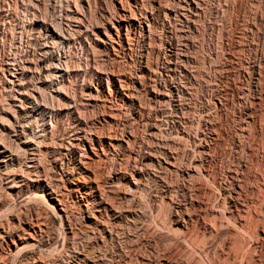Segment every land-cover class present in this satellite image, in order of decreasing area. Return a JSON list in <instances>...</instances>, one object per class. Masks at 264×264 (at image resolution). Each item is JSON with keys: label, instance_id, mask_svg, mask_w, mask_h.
<instances>
[{"label": "rangeland", "instance_id": "1", "mask_svg": "<svg viewBox=\"0 0 264 264\" xmlns=\"http://www.w3.org/2000/svg\"><path fill=\"white\" fill-rule=\"evenodd\" d=\"M65 15L69 20L62 21ZM41 17H47L46 22L51 26L56 18L54 24L60 23L65 35L70 36V44L64 49L57 47L54 52L55 56H61V63L66 64L70 75L78 74L77 81L73 77L64 79L68 91L71 93L76 88L74 92H83L86 95H82L89 98L82 107L85 121H100L103 106L108 113L112 105L111 113L116 119L113 125L105 124V128L118 135L131 134L129 148L119 149V156L108 154L102 163L96 164L103 175L124 170L132 163L130 156L142 145L154 150L166 146L176 152L178 163L184 167H190L193 159L196 162L203 159L205 150L209 152L203 164L207 173L194 172L186 177L177 169H158L150 162L147 175L140 180L141 190H136L135 201L130 202L129 197L118 199V195L113 200L115 204L121 201L125 208L131 207L133 216L111 221L112 239L100 242L93 237L95 229L83 227L84 207H79L69 195L66 198L68 204L70 202L69 222L63 218L62 223L46 204L50 185L62 187L60 180L64 177L60 168L70 170L72 167L70 154H59L58 139L67 141L76 126L75 120L68 115L65 117L64 113L46 117L52 141L49 142L50 152L41 157L36 173L40 175H37L39 180L33 176L35 173L30 179H26L27 175L19 177L17 187L8 189L11 191L8 194L0 180V224L18 220L23 224L30 216L38 215L48 241L42 247L9 256L7 264H25L31 257L40 258L42 264H84L78 261V257L84 255L94 260V264H119L124 259L138 264L148 255L161 257L168 250L174 251L168 264H264V0H0V114L5 110L2 108L11 110L5 103L20 104L15 101L18 94L14 83L25 78L43 51L44 40L37 36L40 32L37 20ZM75 18L82 19L83 23L75 25L78 24ZM9 79L13 83H8ZM25 81L28 83L25 91L31 95L36 81L29 78ZM122 84L129 87L128 93L120 89ZM40 91L44 100H50L45 89ZM126 93L130 94V99ZM36 123L39 124V120L33 126ZM19 158L21 165L16 162L7 169L8 173L13 170L21 173L23 157ZM5 171L0 166V179ZM233 177L238 180L239 190L231 185ZM197 181L206 189L202 198L210 208L208 219L219 218L216 220L218 230H210V233L199 228L196 236L191 230L193 237L187 236L189 242L185 237L179 246L181 250L176 251L174 239L182 237L171 224L174 202L182 199L184 188L196 185ZM115 184L114 191L123 189V185ZM59 189L62 191L63 187ZM235 190L242 192L239 198L233 193ZM19 235L23 237V233Z\"/></svg>", "mask_w": 264, "mask_h": 264}, {"label": "bare ground", "instance_id": "2", "mask_svg": "<svg viewBox=\"0 0 264 264\" xmlns=\"http://www.w3.org/2000/svg\"><path fill=\"white\" fill-rule=\"evenodd\" d=\"M68 3H70V2H68ZM140 5H141V3H140ZM129 7H130V5H129ZM5 10H7V9H5ZM115 11H116V9H115ZM118 14H119V12H118ZM65 17H64L65 18L64 20H62V18H60V21L61 20L62 21H67L66 19L69 16L65 15ZM38 18H39V16H38ZM46 18L45 17L44 18L41 17V19H38L37 20L38 21V24H39L38 25V29L41 32V34H40V32H38V35L37 36L42 37V40H44L43 44H41L42 45V48L41 49L43 51L40 53V56L37 59L38 62L36 61L37 64L34 65L32 68H29L28 74L25 75V78H29V80H31V81L32 80L33 81H36L35 85L37 84V86H35L34 89H32V91H34V93L31 92L32 94L31 95L29 94L30 96L27 95V93H26L25 90H27L28 83L25 81V78L23 80H18V82L16 81V83H14V85H15V90H16V92L18 94L17 95L18 96V99L17 100L15 99V101H19L20 104L18 105V104H16L13 101H9L8 103H5V104L8 106L7 108H10L11 110H9V109L6 110V108H2V109H5V110H3V112L0 114V155H1V157H0L1 158V160H0L1 165L0 166L3 167L6 170L4 173L2 172L3 174H2V177H1L0 180H1V182H3L1 184L4 186V189H5L6 194H8L9 192H11V191L8 192V189H15L17 187V185H15V184L17 183L16 180H18L19 177L20 178H23V176H24V178H25V175H27L26 179L27 178L30 179V175L31 174L38 173V168H39V166L41 164V157L43 155L46 156L47 151H49V148H50V143L49 142L52 141L51 129L48 128V124L49 123H46V121H45L46 120V117L48 118L49 116H53L55 114L56 115H59V114H63V113L65 114V117H66V115L70 116V118L72 117L75 120L74 122H76V126L74 125L75 127L72 128L71 134H69V137L67 136L68 137L67 138V141H64L63 138L58 139V148H59V151L58 152H59V154L64 156V155H66V153H69L70 154V158L72 160V167H71L70 170H65L62 167L60 168L61 174L64 177L63 180H60L61 182L63 181L64 186H63L62 183H61V185H62L64 191H63V189H61L62 191H60L59 187L62 188L61 186H59L57 188H54V187L52 188L53 185L52 186L50 185V192H48V197H46V200L45 199L44 200L46 201V204L48 205V207L52 211V213H54L56 216H58L60 218V221L62 223H63V218L67 222H69V214H70L69 206H70V202H69V204L67 202L68 201L67 200L68 199V196L67 195H69L70 199H72L73 201H75L78 204L79 207H81L82 209L84 207V209L82 210L83 212L81 213V218L83 219V225H84L83 227H86V228L88 227V228L95 229V231H94L95 236H93V237H95L97 240H99L100 242H102L105 239H107V240L108 239H112V237L114 235V232H113L114 231V228H113L114 226H111V224H112L111 221H113V220L120 221V220H122L123 217H126V216L131 215V214L133 216V214H134L133 211L130 209L131 207L128 206L127 208H125V206L123 205V203L121 201L120 202H117L115 204L113 202V200H115L116 196L118 195V199H122V198L124 199V198L129 197V199L128 198L127 199L130 202H134L135 199L137 198V195H138V194L136 195V192H137L136 190L137 189L141 190L139 188L140 187L139 184H140V182L142 183V181H140V180H141V178H143V175L144 174L147 175L146 169H148V167H149V165H151V163H152V165L154 164L158 169H163V170H168V171H169V169H173V170L177 169L183 176L191 177L194 172H196V173L202 172L204 174L207 173V170L203 167V164H204V161H207L206 159H208L207 157L209 156V152H205V150H204L203 151V153H204L203 156L204 157L202 156L203 159H199L198 162H196V160L193 159V160H191V163L192 164L189 162L190 163V167L189 166L187 167V165H186V167H184V166H181L182 163H181V165L178 163L177 158L175 156V153L176 152L174 153L171 149L167 148L166 146L160 147L158 150H154V149H147L146 147H142L143 145L141 144L142 146L140 145L141 147H140L139 151L136 152L135 154H133L132 156H130L131 159H132V161H131L132 163L130 165H127L126 164L127 166L124 167V170H122L120 172H117V173H109V174L103 175L100 172V169H97L96 168V167H98V166H96V164L98 162L99 163H102L101 160H103V158L106 157L108 154H111V155H114L115 156V155H118L119 149L129 148V142H130L131 134L129 135L128 134L129 132L125 134L123 132V134L120 133L118 135V134H116V132H113L112 129L105 128V126H104L105 124H109V125L112 124L113 125L114 120L116 119L113 116L115 114H112L111 113L112 109H110V108H112L111 107L112 105L110 107H108V113L109 114L106 112V110H104L106 106L105 107L103 106V111L101 113V116L102 117H101L100 121L96 120V122H89L88 123V121H85V118H84L86 115L84 117H82V115H83L82 107L84 106L85 101H87L89 98L88 99L85 98L83 95H86V94L85 93L83 94V92L82 93L79 92V94L76 93V92H74L73 90L76 89V88H74L71 93L68 91V88H67L68 86L65 85L64 79L67 78V77H71V79H72V77H73L74 80H76V78L78 77V74L77 73H74L73 75H70L69 69H67V67L65 68V66H64L66 64L62 65L64 62L61 63V56L59 54L57 56H55V52H54V49H56L57 47L63 48L66 45H69L70 44V41H71L69 39L70 36L67 37V35H65V30L63 29L62 25H59L60 23L59 24L57 23L58 25L57 24H54L56 22V18H55V22L52 23V26H51V24L49 22H46ZM133 18H135V17H133ZM136 19H138V18H136ZM68 20H69V18H68ZM75 21H76V23H78V24H75V25H79L80 26V24L83 23V22L81 23L82 19H79V18H75ZM50 26H51V30H49L50 29ZM86 30H87V28H86ZM42 32H43V36H42ZM68 32H70V31H68ZM20 34H21V32H20ZM68 34L70 35V33H68ZM82 34H80V35H82ZM107 35H109V34L107 33ZM72 37H75V36H72ZM71 39H73V38H71ZM95 40L98 41V42L99 41L102 42V40L100 38H98V37H95ZM129 43H130V41H129ZM68 68H69V66H68ZM2 69H4V68H2ZM26 70H24V71H26ZM21 72H22V70H21ZM138 78H139V76H138ZM124 81L125 80H123L122 82H124ZM9 82L10 83H13V81L11 79L8 80V83ZM68 82H71V80L70 81L68 80ZM71 84H73V83H71ZM76 84H75V86H76ZM112 84H114V89L117 90L116 89L117 87L115 85V81L114 80H112ZM12 86H13V84H12ZM71 86H73V85H70V87ZM119 87H120V89H122V91L125 90V92H127L128 91V88H129V87L128 88L127 87H124L123 84L120 85ZM40 89L41 90L42 89L43 90L44 89L46 90V92H47L50 100H47V99L44 100V98H42V96H40V94H41ZM127 93H126V97H128L130 99L131 96H130V94L128 95ZM12 95H14V94H12ZM41 95H43V94H41ZM43 97H44V95H43ZM14 98L15 97H13L12 100H14ZM38 98H40V99H38ZM97 98L98 97H96V100H97ZM91 99H94V98H91ZM99 100H101V99H99ZM2 106L4 107V105H2ZM75 112L77 113V116L76 117L74 116V113ZM17 114L22 115V116L19 117V116H17ZM37 120H39L40 123L39 124L36 123V125L34 124V126H33V123L36 122ZM248 131H250V130H248ZM186 136L188 137V134H185V137ZM157 137H158V135H157ZM174 137H176V136H174ZM261 139H263V138H261ZM180 140H181V138H180ZM164 144H166V141H165ZM263 144H264V141H263ZM131 149H132V147H131ZM185 150H186V148H185ZM243 152H245V151H243ZM20 155L23 157V160H22L23 161V164L21 166L22 167V170H20L21 173L20 174H17L15 172V170H13L14 172L8 173V170H7L8 168H11L12 166H14L16 162L18 164H19V162H21V160L19 158V157H21ZM19 165H21V164H19ZM61 174H59V175L61 176ZM37 175L38 174L33 175V176H37ZM38 176L40 177V175H38ZM38 176H37V178H38ZM44 178H46L45 175H44ZM144 178H143V180H144ZM165 178H166V176H165ZM193 178H194V176H193ZM189 179H187V180L189 181ZM38 180H39V178H38ZM197 180H198V178H197ZM117 183L119 184V186L120 185L121 186L123 185L126 188L124 189V187L122 186V188L124 190L122 189V190H119L118 192H117V190L114 191L113 190L114 184L116 186H118ZM236 183H238V180H236V178L233 177L232 178V184L231 185L234 186V187H236L239 190L240 188H239V186ZM187 184H188V182H187ZM54 185L57 186L56 184H54ZM188 186L186 188H184V190H183L182 199L180 201L178 200L177 202H174V205H175V208H174V219L171 221V224H172L173 228L175 229V231L177 232V234H179V236L182 237V239H178V238L177 239H174L176 241V244L175 243L173 244L174 247L172 246L174 250L180 249L179 246H181L183 244V240L185 239V237H187L188 235H191L192 236L191 230H192V233H194L193 236H196L197 231L199 230V228H201L204 231L207 230V232L210 231V230H213V229L218 230V226L216 225V222H217L216 220H218L219 218L216 217V216H215L216 218H214V216H213V218H214V219L212 218L213 220H209L208 219L209 209L210 208L208 207L207 201H205L202 198V196L205 195V192H206L205 191L206 189L202 186V183L200 184L197 181V184L196 185L191 186V187H188ZM4 189H3V191H4ZM118 189H120V188H118ZM238 190H235L233 192L236 195V198H239L240 197V194H242V192L240 193ZM65 194H66V196H65ZM39 197H42V196L40 195ZM210 197H211V195H210ZM73 201H72V203H75ZM129 205H131V204H129ZM234 205H236V200L234 202ZM258 207H259V205H258ZM79 210H81V209H79ZM236 211L237 212L240 211V209H239L238 206H236ZM117 228H119V227L117 226ZM170 230H171V228H170ZM19 232L23 233V237H20ZM68 232H70V228H69V231ZM215 232H217V231H215ZM262 232H263V230H262ZM66 233L67 232H65L64 234L66 235ZM210 233H211V231H210ZM220 233H222V231ZM44 236H45L44 224H43V222L41 221V218L38 215H36V216H30V219H27V221H25L23 224L21 222H19V220H18V222H10V221H8V223L0 224V264H7V262H8L7 259H8L9 256H13V255L18 254V253H20L22 251H25V250L26 251L32 250V248H34L36 246H41V247L44 246L47 243V241H48L47 239H45ZM170 236H172V235H170ZM179 236H177V237H179ZM191 236H190V238H191ZM16 237H18V238H16ZM197 237H198V235H197ZM174 238H176V237H174ZM188 238L189 237H187V241L189 240ZM195 241H196V238H194V243H192L193 245L195 244ZM252 241H253V239H252ZM188 242H186V243H188ZM203 242H205V241H203ZM203 242H202V244H203ZM193 245H192V247H193ZM204 246H206V244ZM239 247H240V245H239ZM170 249H172V248H170ZM232 250H234V246H233V249ZM235 251H237V250H235ZM162 253H164V252H162ZM196 253H197V251H196ZM173 254H174V251L168 250L167 253L165 255L164 254L161 255V257H158V255H157V257H155V256L153 257V255L152 256H149L148 255V257L146 256V258H142V260L140 262H138V264H168V263H170V261H171L170 259L172 257L171 255H173ZM236 254H238V253H236ZM32 255L33 254H30V256H32ZM79 255H80V253H79ZM196 256H197V254H196ZM214 256H215V254H214ZM37 258H39V257H37ZM78 258H79L78 261H82L84 264H94V262H93L94 260L93 261L88 260L87 259L88 257L86 258L85 255L84 256H79ZM31 259H32L31 261H28L25 264H42V262L39 261L40 258L38 260L35 257H31ZM211 259L212 258H210V260ZM223 259H225V261H226V258H223ZM43 264H44V262H43ZM52 264H54V263H52ZM119 264H130V263L128 262V260H125L124 259ZM211 264H213V263H211Z\"/></svg>", "mask_w": 264, "mask_h": 264}]
</instances>
